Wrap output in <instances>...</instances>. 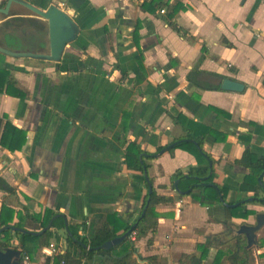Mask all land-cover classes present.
I'll list each match as a JSON object with an SVG mask.
<instances>
[{
	"label": "crops",
	"instance_id": "obj_1",
	"mask_svg": "<svg viewBox=\"0 0 264 264\" xmlns=\"http://www.w3.org/2000/svg\"><path fill=\"white\" fill-rule=\"evenodd\" d=\"M24 1L43 11L59 7L80 32L60 62L0 53V70H8L27 94L20 99L0 93L1 123L10 121L27 135L21 151L0 145V177L15 190L0 191V214L3 204L16 215L26 207L30 215L22 220L23 230L37 233L40 221L35 217L43 219L48 210L54 215L50 229L61 237L51 240L58 254L69 252L84 264H98L86 261L85 247L69 240V229L75 226L80 236L92 239L109 215L135 224L150 190L144 173L125 163L128 146L137 143L149 155L168 149L147 161L145 177L153 179L159 195L174 198V203L157 207L155 234L136 242L131 238L137 255L178 264L184 255L196 253L198 244L225 234L224 206L205 196L202 204L179 198L176 186L172 188L176 173L198 164L188 151L170 152L172 142L187 133L175 119L183 116L199 125L197 131L208 127L226 135L222 142L214 134L204 137V150L217 162L214 182L228 190L227 202L253 198L255 187L246 183L249 170L233 162L245 151L242 134L251 135L253 155L264 157V1L161 0L169 3L165 11L175 9L184 34L169 25L167 12L162 14L157 4L143 9L149 0ZM7 2L0 0V7ZM12 11L14 19L25 17L17 4ZM7 24L0 22L1 47L48 51L45 28L40 34L25 20ZM40 38L42 48L36 42L35 48L29 46ZM193 71L240 82L244 91L197 88L188 80ZM249 208L255 214L233 219L234 227L253 226L257 215L264 214V205ZM58 218L64 219L62 230L53 228ZM17 222L16 216L12 226ZM263 231L258 238H264ZM12 245L22 251L18 237ZM217 251L211 250L210 264ZM253 251L264 255V248ZM32 264H45V256Z\"/></svg>",
	"mask_w": 264,
	"mask_h": 264
},
{
	"label": "trees",
	"instance_id": "obj_2",
	"mask_svg": "<svg viewBox=\"0 0 264 264\" xmlns=\"http://www.w3.org/2000/svg\"><path fill=\"white\" fill-rule=\"evenodd\" d=\"M157 4L162 10L168 8L169 3L161 0H149L143 4V9H148L150 5ZM180 5L176 7L179 8ZM171 8V7H170ZM166 21L169 25L182 34V30L178 27L175 21L176 11L174 8L165 11ZM16 21L14 20L6 25V27L14 26ZM28 25L37 29L41 34L43 32V26L35 21H27ZM184 34V33H183ZM40 46L42 48L43 40L40 38L37 41H33L30 47ZM35 48V47H32ZM42 50V49H40ZM33 51H39L34 49ZM202 74L200 71H193L188 76V80L197 88L204 90H218L220 87H215L209 84L198 81V77ZM0 93H5L16 98L25 99L27 94L17 87V80L8 70H0ZM177 124L184 127L186 135L182 138L175 139L171 147L170 152L176 149H182L193 154L197 159V166L189 168L187 171H179L172 178V188L175 189V182L178 181L181 192L186 193L192 189L189 194H181L179 198H192L193 201L202 204L201 196H205L206 200L215 201L217 204L224 206L229 205L238 206L234 208H226V222L228 224V231L220 236H214L207 241L197 245V252L189 255H184L178 264H204L210 256V252L213 248H217L218 251L215 255L212 264H251L250 253L253 250H260L264 248V238H258L252 245L249 246L248 237L246 234H238L233 230L234 225L231 224L233 219L247 220L255 212L250 210V205H264V157L256 158L250 147L251 135L242 134L240 140L245 146V151L241 159L233 162L234 165L246 168L249 170V174L246 177V183L255 187V195L251 199L239 198L231 199L227 202L228 190L224 187L217 185L214 182L215 179V165L214 158L204 150V137L208 134H214L218 141H224L226 135L214 133L210 128H203L197 131L199 125L190 120H186L185 117L180 116L175 119ZM27 142L26 132L15 127L10 121H7L3 125L0 121V145L10 152L21 151ZM165 148H159L157 154L149 155L145 153L137 143H131L125 153V163L129 166L140 169L144 175L148 187L153 185V179L149 176L145 177V173L149 170L150 165L148 160L155 159ZM150 188V187H149ZM0 191L9 194H15V190L0 177ZM174 203V198L164 197L158 194L156 189L152 187V193L148 189V193L144 199L143 207L140 211V216L136 220L134 225H130L128 222L124 223L116 214L109 215L104 218L96 229L95 236L92 239H87L79 235V229L75 226H70L69 240L72 243H82L85 247L83 249V255L86 261L95 260L98 264H162L158 257L151 256L142 258L137 255L138 249L131 241V238L135 235L137 240H141L149 233L155 234L158 228V219L160 214L157 212V207L161 204ZM24 211L27 214L24 215ZM30 215V210L22 208L19 215H16L14 208L7 204H3L0 214V229L3 227H16L23 230L22 220ZM19 218V222L13 224L12 220L15 217ZM33 217V215H32ZM54 215L48 210L45 211L44 218L38 220L39 217H35V220L40 221L39 229L42 232L50 223ZM131 216L129 217V219ZM65 227L64 219L58 218L53 225L54 229L62 230ZM123 234L129 233V237L120 245L114 246L110 250H103L101 247L119 237V232ZM37 232V233H40ZM34 233V232H32ZM122 236V235H121ZM18 237L20 239V246L22 253L32 261L38 260L40 257L45 256V264H50L51 258L45 253V250L50 247L51 240L57 238L60 241L61 237H57L50 229L43 235L36 236L34 234H22L21 232L5 231L0 235V249L12 247V240ZM264 256V255H263ZM55 262L59 263L64 261L66 264H84L83 260L74 258L71 253L58 254L54 258Z\"/></svg>",
	"mask_w": 264,
	"mask_h": 264
},
{
	"label": "water",
	"instance_id": "obj_3",
	"mask_svg": "<svg viewBox=\"0 0 264 264\" xmlns=\"http://www.w3.org/2000/svg\"><path fill=\"white\" fill-rule=\"evenodd\" d=\"M19 5L23 8L25 17L14 19L12 7L13 5ZM25 20V21H35L40 23L46 31H48L49 41H48V51H10L0 46V53L13 58H31L36 60H45L51 62H60L62 60L65 48L70 43L74 42L79 36V26L72 19V17L64 10L53 5L47 11H43L33 4L24 0H8L4 8L0 7V22L5 25V23H10L14 20ZM9 21V22H8ZM43 52V53H42ZM198 81L206 83L215 87H220L223 91L240 93L244 91L245 86L240 83L230 79H224L211 74L203 73L198 77ZM168 149H165L167 151ZM159 156V155H158ZM147 174V173H146ZM146 178L148 176L146 175ZM176 190L180 194H189L192 189L186 193L181 192L178 182L175 184ZM150 193H152V186L150 185ZM224 204L226 208H234L238 206ZM52 226L49 224L42 232L32 233L26 230H21L16 227H3L0 229V235L5 231L21 232L22 234H34L36 236L43 235ZM264 228V214H258L256 217V225L245 226L238 234H246L248 237L249 246H252L257 240V233ZM68 229V227H67ZM129 237V233L121 237H117L107 243H105L101 249L110 250L114 246L120 245ZM22 263V251L15 248H5L0 249V264H21Z\"/></svg>",
	"mask_w": 264,
	"mask_h": 264
},
{
	"label": "built area",
	"instance_id": "obj_4",
	"mask_svg": "<svg viewBox=\"0 0 264 264\" xmlns=\"http://www.w3.org/2000/svg\"><path fill=\"white\" fill-rule=\"evenodd\" d=\"M262 1H264V0H262ZM161 13L165 14L166 12H165V10H162ZM132 240L134 242L137 241L135 235L132 237ZM45 253L51 258L50 264H66L64 261H61L59 263L55 262L54 258L58 255L57 247H56L55 244H51L49 249H47L45 251ZM21 264H32V260L30 259V257H28V256L23 254L22 255V263Z\"/></svg>",
	"mask_w": 264,
	"mask_h": 264
},
{
	"label": "rangeland",
	"instance_id": "obj_5",
	"mask_svg": "<svg viewBox=\"0 0 264 264\" xmlns=\"http://www.w3.org/2000/svg\"><path fill=\"white\" fill-rule=\"evenodd\" d=\"M255 225H256V223H255ZM241 229L239 227H236V226L233 228V230L236 231V232L240 231ZM261 234L264 235V231ZM208 260L205 261L204 264H210V256H209ZM263 260H264V256L263 255H258L257 253L255 254L254 251H252L250 253V261H251V263L257 264V262L259 261L260 264H263L264 263Z\"/></svg>",
	"mask_w": 264,
	"mask_h": 264
}]
</instances>
